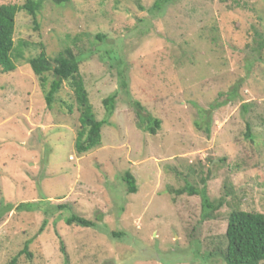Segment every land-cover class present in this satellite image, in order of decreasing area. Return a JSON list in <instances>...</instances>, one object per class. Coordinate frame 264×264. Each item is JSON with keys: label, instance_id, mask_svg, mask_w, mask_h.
Here are the masks:
<instances>
[{"label": "rangeland", "instance_id": "1", "mask_svg": "<svg viewBox=\"0 0 264 264\" xmlns=\"http://www.w3.org/2000/svg\"><path fill=\"white\" fill-rule=\"evenodd\" d=\"M155 1L43 0L36 22L18 13L16 44H29L0 74V213L13 206L0 217V264L27 242L17 264H225L231 212L264 214V0H176L160 12ZM39 44L80 58L105 121L89 153L75 149L78 111L47 106L28 64ZM147 115L162 121L156 135L140 128ZM188 185L199 194L177 195ZM204 189L224 202L208 219ZM74 215L95 226L68 225Z\"/></svg>", "mask_w": 264, "mask_h": 264}, {"label": "trees", "instance_id": "2", "mask_svg": "<svg viewBox=\"0 0 264 264\" xmlns=\"http://www.w3.org/2000/svg\"><path fill=\"white\" fill-rule=\"evenodd\" d=\"M57 5H63L72 0H52ZM176 0H156L153 6L155 12H160L166 6ZM43 0H26L25 4L11 5L0 4V74H7L15 71V62L24 60L23 49L25 44H16V19L19 12L25 11L36 22L37 14L42 8ZM100 41L105 37L98 36ZM40 45V53L28 60L34 75L40 81V85L45 92V100L49 109L59 106L67 109L69 114H74L75 110L80 114L79 121L81 129L78 131L75 141V149L79 155L93 151L102 144V128L105 121H98L91 104L89 93L82 74L80 72V58L70 47L64 48L56 56L48 55L44 44ZM67 91V100L61 97V92ZM116 94H112L103 100L107 118L113 115L115 109ZM140 128L152 135H156L161 129L162 121L150 115L140 117ZM209 132V129H208ZM124 182L128 186V192L137 193V180L131 173H126ZM177 195L199 194L192 186H186L176 191ZM203 200V211L205 219L223 207V200L212 202L207 193V189L201 192ZM30 209L29 204L22 203L18 210ZM13 206L7 205L0 213V217L12 211ZM31 210V209H30ZM68 225H78L81 227H94L92 221L78 216H71L66 220ZM227 247L221 253L225 264H262L264 263V214L245 211H233L229 215L226 232ZM30 242H27L24 249L11 261L17 264L18 258L22 254L31 257L28 252Z\"/></svg>", "mask_w": 264, "mask_h": 264}]
</instances>
